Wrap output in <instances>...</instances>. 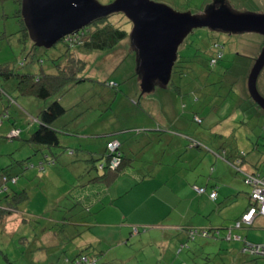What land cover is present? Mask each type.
I'll list each match as a JSON object with an SVG mask.
<instances>
[{
    "label": "rangeland",
    "instance_id": "rangeland-1",
    "mask_svg": "<svg viewBox=\"0 0 264 264\" xmlns=\"http://www.w3.org/2000/svg\"><path fill=\"white\" fill-rule=\"evenodd\" d=\"M97 1L104 5L113 0ZM151 1L178 12L190 11L197 14L217 0ZM223 1L238 14H264V0ZM18 8L12 0L0 4V67H9L19 73L53 72L55 64L64 59L65 45L58 42L52 48H37L34 56L27 55L32 44L30 41L23 44L19 40L22 24L15 16ZM108 21L113 26L126 30L128 37L112 51L74 49L76 57L86 63L85 70L81 73L85 80L64 93L41 102L33 97L19 95L13 80H0V89L16 101V104H10L7 96L0 92V116L5 112L9 115L8 118L0 117L3 120L0 122V176L5 172L11 177H17L16 184H8L9 189L18 191L17 188L23 183L29 186L31 193L28 201L19 209L28 213L24 214L28 219L27 223L21 221L22 215L17 212L9 225L5 226L7 232H0V264H9L4 260L2 252L12 261L11 264H35L27 257V253L23 252L25 248L28 249V243H35L33 240L36 234L42 237V231L49 230L50 218L60 221L63 212L53 207L54 197L68 189L67 182H64L65 177L77 181L69 166H73L81 157L82 151L96 147V152L103 153L105 143L109 139H119L123 144L121 136L124 139L126 135L132 137L125 148L120 149L123 153H128L131 148L140 150L143 143H136V138H133L138 134L136 129H140L137 125L140 121L131 120L128 113L145 109L147 105L162 104L168 94L178 100L182 116L194 114L201 120V124H197L188 118L191 120L190 131L202 133V138L195 140L200 144L195 150L199 152L201 160L198 162L194 153H189L192 143L188 141L183 148L169 147L165 141L149 143L143 147L140 158L139 152H136L133 167H126L110 186H104L106 195H109L108 188L113 193L133 187L126 198L132 197L137 202L135 212L124 220L115 209H110L111 196L104 200L100 212L97 208L100 207L99 203L95 205L88 202L86 206L89 207L88 211L92 207L91 214L87 210L79 213L87 216L86 220L91 227L84 228L83 236L76 238L75 243L64 245V250L62 247L60 250L58 248L56 251H49V246L43 244L41 250L32 253L39 258L36 264H65V259L71 260L79 253L81 247L79 248L77 243L82 239L92 241L93 249H86L84 252L100 254L98 264H181L184 258L190 263L211 264L220 254L218 247L213 245L217 242L227 243L224 234H227L228 229H234V232L241 230L235 229V223L247 206L245 193H248L249 189L244 185L242 175L224 162L222 152L224 150L228 155L244 153L245 166L264 175V110L249 108L246 88L248 74L263 45V38L255 33L227 34L207 28L195 29L178 48V60L185 68V73L180 77L173 71L171 76V82L181 85V94L156 87L152 92L141 95L140 84L135 75V49L130 39L132 25L122 13L109 16ZM214 44L222 47L223 57L216 65L210 66V58L216 55ZM26 57L24 66H20V62ZM38 59H43V63L39 64ZM109 82L116 86H107ZM186 84L192 86H184ZM257 90L264 98V68L257 79ZM54 100L60 101L66 109L56 125L60 126L64 121H68V130L73 133L60 134L59 147L50 149V152L57 156V166H64V171L57 174L63 180H47L46 184L57 185L49 190V186L45 188L35 180L40 175L37 167H26L24 163H37L41 154L49 153V149L28 144L27 140L38 126L34 118L45 105ZM146 111L152 118L160 119L152 109L147 107ZM13 127L19 129L21 134L19 132L20 135L16 137H9ZM119 129H124L126 133L118 134ZM94 133L103 136L95 139L92 136ZM162 148L167 149L169 153L165 152V157L159 158ZM185 149L187 151H184ZM70 151L74 154L70 155ZM86 157L84 159L87 160L81 162L86 164L82 177L85 182L101 173L95 170L93 165L97 167L104 162H92L87 155ZM91 157L95 160L99 155ZM73 158L75 160L72 161ZM63 162L70 164L63 165ZM175 165L182 168L177 170ZM140 166L147 169L154 167L156 170L147 173L144 177L146 180L142 181L141 177L136 176L140 173L137 170ZM47 168L48 165L45 169ZM87 172L89 176L86 175ZM147 176L152 178L147 179ZM90 187L89 192H86L89 196L87 199H95L93 192L98 185ZM195 187H205L207 190L216 187L218 200H210L205 193L200 195V200L194 199L191 194L199 196ZM1 188L0 177V190ZM229 189L234 190L230 192ZM8 199L7 192L0 191V210ZM196 209L200 212L197 213ZM69 216L70 213H67V217ZM64 223L59 228L56 227L59 232L70 230L68 221L65 220ZM188 224L193 228L225 229L221 230L220 236L216 238L197 237L190 241L187 235L180 240L173 237L174 233H183L180 228ZM257 224L264 225V220L259 219ZM134 227L138 228V231H133ZM253 234L259 238L261 236L262 240H255ZM248 241H264V230H250ZM66 242L71 240L66 239ZM31 248L35 249L32 246ZM202 248L209 250L203 251ZM49 254L53 256H48ZM259 261L264 264V259Z\"/></svg>",
    "mask_w": 264,
    "mask_h": 264
},
{
    "label": "trees",
    "instance_id": "trees-1",
    "mask_svg": "<svg viewBox=\"0 0 264 264\" xmlns=\"http://www.w3.org/2000/svg\"><path fill=\"white\" fill-rule=\"evenodd\" d=\"M4 1L6 0H0V4H2ZM12 1L15 2L19 7L15 14V16L19 18L22 24L21 35H20L19 40L23 44L26 43L27 41L31 42L32 46H31L30 52L27 55L32 54L34 56L35 50L40 47L36 46L30 40L27 30L24 27L23 21L20 16L21 0H12ZM224 2L230 7V5L226 1ZM128 35L129 33L126 30L119 29L113 26V24H111L108 21V17H107L105 19L92 23L91 25L80 30L79 32L73 33L60 41L66 47L64 57H63L64 59L61 62L55 64V69L53 72L49 73V72L40 71L38 73H28V72L19 73L9 67L3 66V67H0V80L6 81V82L13 80L15 89L19 95L24 96V97H33L41 102H46L49 98L54 97L56 95H60L64 93L65 91H67L68 89H71L73 86L80 84L81 82L85 80L84 78L81 77V73L85 70L86 63L85 61L76 57V55L74 54V49H82V50H87V51H106V50L112 51L118 45H120L124 40H126ZM213 50L215 51L216 55L210 58L209 60L210 66L216 65L218 61L221 60L223 57L222 47L218 46V44L213 45ZM26 60H27V57L25 58L24 61L20 62V66H24ZM37 62L39 64H42L43 59H38ZM173 71L177 73L178 76L180 77L183 76V74L185 73V68L183 67V65L178 59H177V62L175 63ZM137 82L139 83L138 79H137ZM187 85L188 84L184 86H187ZM107 86L115 87L116 84L109 82ZM180 86H181L180 84H175L171 82L170 80L167 86H164V87L157 86V87L161 89L169 90L175 94H181ZM188 86L191 87L192 85H188ZM0 92L3 95L7 96L10 104H16V101L10 96H8L5 91L0 89ZM248 100L250 102V105H249L250 109L254 108L257 111H261V109L250 99V97L248 98ZM65 112H66V109L60 103V101L54 100L50 102L49 104L45 105L43 109L38 113V115L34 118L36 122L38 123V126H37V129L33 131L32 134L29 136L27 143L31 145L42 146L44 149H49V153L46 152L44 155L41 154L42 156H40L37 159V163H29V162L24 163L26 164V167L27 166L30 168H33L35 166L37 167L38 173L40 174L38 175V178H36L38 180H41L42 178L46 177V175L49 174L50 169L52 167L57 166V161H58L57 156L54 153L50 152V149L53 147H59V144H60L59 135L61 133L70 132L65 127H60L56 125L57 120L60 119L65 114ZM5 114L6 112L2 114V116L0 117L8 118L9 115L8 114L5 115ZM192 118L194 122H196L197 124H201V120L196 115H193ZM2 121L3 120L0 118V122ZM138 128H140L139 125H138ZM11 130H19V129H16L15 127H13ZM136 131L137 133L145 132V130H142L141 128L136 129ZM122 133H126L125 130L121 131V129H119L118 134L121 135ZM102 136L103 135H101V137ZM220 136H223V135H220ZM191 143L194 146H198V147L200 146L199 142L195 140H192ZM112 144H118L117 148L113 151L110 148ZM120 149H121V143L118 141V139H114V140L109 139L105 143V148H104L103 153L95 152V154L99 155L97 159L94 160L93 157H89L92 162L96 160H99V161L103 160L104 162L100 163L97 167L96 165H93V168L95 170H99L101 173H99L96 177L89 178L85 183H87L88 185H102V186L108 187L115 181L116 177L121 172H123V170L126 167H130V164L128 162L129 159H127V156ZM70 154L72 155L74 154V152L70 151ZM95 154L93 152L89 153V155H93V156ZM222 155H223L224 162L229 167H231L236 173H240L242 175L243 183L245 180V177H244L245 174H252L254 176H258V178L264 182V175L262 173H259L258 170L254 168L250 170V172H247L244 170V167L246 165V161H245L246 156L244 153H237L236 155H231V154L228 155L223 150ZM113 158L118 161V165L115 168H111L110 166V162ZM47 165L49 168L45 169ZM254 167L256 168V166ZM86 175L89 176L88 172ZM0 177L2 181V188L0 191L7 192V196L9 198L8 199L9 201L6 202V205H3L0 210V232L3 234V233H6L4 229L5 220L17 212L22 215L21 220L27 223L28 219L24 217V214H28V213H24V211H21L19 209L23 203L28 201L29 195H30V189L26 185L21 184L20 187L17 188L18 191L11 190L9 189L8 184L10 185L16 184L17 177H11L8 173H5V172H3ZM244 185L246 184L244 183ZM196 188H203V187H196ZM203 189L205 190V188ZM9 190L10 192L8 193ZM204 193H206V191ZM210 193L211 192L208 193V196ZM68 194L66 195L67 197L64 195L62 197L58 196L55 200H53V207L56 210L58 211L61 210L63 212V215L61 216L58 227H60L61 224H65L64 223L65 220L68 221V225H70L71 227L69 231L64 230L66 231V233H65V236H63L64 238L62 239V243L64 242V244L66 245H68V243H72V244L75 243L74 240L76 238H78L79 236H83L82 234V232L84 231L83 229L84 228L89 229L91 227L89 222L86 220L87 216L84 217L82 216V214L79 213V211L82 212V210L88 211L89 207L86 206L88 205V203L84 202L83 200L84 198L73 199V198H70ZM248 207H249V204H248ZM98 210H99V207H98ZM91 211H92V207L90 211H88V213H90ZM245 212L243 214H245ZM67 213H70L69 217H67ZM251 225H243L242 228L244 227L249 228L251 227ZM180 229L182 230L183 233H186L185 236L187 235L186 237L190 241H194L197 237L216 238V236L217 237L220 236V231H221V228H215V229L209 230V229H204V228L183 227ZM133 231H138V228L134 227ZM133 231L131 232L132 234H133ZM224 237L227 241H233V240L237 241L236 239L233 238L234 236L228 239L226 237V234H224ZM239 237L241 238V240H238V242L240 241L242 242V246L240 249L241 253L247 255L248 257L254 258V259H264V256H254L249 251L244 250L245 246L251 243L247 242L241 236ZM40 238H41V235L36 234L34 236V239L36 240ZM66 239L71 240V242H66ZM83 240L84 239H82L81 242L77 243L78 245H80L79 248L81 247L79 253L76 254V256L71 260L65 259V264H98V256L100 254H96L94 252H84V250L86 249H90V248L93 249L92 247L93 245L92 244H90L89 246L81 245L80 243H82ZM27 246H29L28 249L25 248L23 253L26 252L28 258H30V256L33 255L32 253H34L35 251L42 249V248H37V247L35 249L34 248L32 249L31 246L35 247V245L32 242L28 243ZM2 255H3L4 260L7 261V263L9 264L12 263V261L8 258V256L4 252H2ZM191 264H197V263L194 262Z\"/></svg>",
    "mask_w": 264,
    "mask_h": 264
},
{
    "label": "water",
    "instance_id": "water-1",
    "mask_svg": "<svg viewBox=\"0 0 264 264\" xmlns=\"http://www.w3.org/2000/svg\"><path fill=\"white\" fill-rule=\"evenodd\" d=\"M217 3L219 4L218 6ZM122 13L132 25L135 73L141 95L157 86H167L178 59V48L195 29L207 28L227 34L255 33L263 45L247 77L250 99L264 110L257 79L264 68V14L235 13L223 0L208 5L201 13L178 12L151 0H21L20 16L30 40L50 48L65 37L94 22Z\"/></svg>",
    "mask_w": 264,
    "mask_h": 264
},
{
    "label": "crops",
    "instance_id": "crops-1",
    "mask_svg": "<svg viewBox=\"0 0 264 264\" xmlns=\"http://www.w3.org/2000/svg\"><path fill=\"white\" fill-rule=\"evenodd\" d=\"M164 98L165 99L161 102L162 104L147 105L146 106V108L148 107L149 110L152 109L158 116H160V119H157L156 117L152 118L151 116H149L148 115L149 112L146 111V108L145 109L142 108L141 110H137L136 112L132 111V112L128 113V114H130V117H133V118H131V120L140 121L137 123V125H139L142 130H145L144 133L140 132L133 137V138H136V143L138 141H139L138 143H143L142 147H140V150L135 151V148H131V150L128 151V153H124L127 156V159H129L128 162L130 164V167H133L136 152H139V158H140V155L142 154L143 147L147 146L151 142H154V141L164 142L165 141L169 147L172 146L173 148H175V147L183 148V145H184V147L186 145V141L191 143L192 140H200L202 138V133L200 131H198V133H192L190 131L189 124L191 123V120H189L188 118L193 120V118H192L193 116L184 117L181 115L182 113H180V111H179L180 106H179L178 100L176 98H174L173 96H171L170 94L165 95ZM137 105H139V103H137ZM133 109H135V108H133ZM137 112H140V113H137ZM138 117H140V118H138ZM161 124L164 126H162ZM60 127H65L68 130V128H69L68 121L67 122L64 121V123L62 125H60ZM123 130L124 129H121V131H123ZM70 132H72V131H70ZM70 132H64L61 134L66 135L67 133H70ZM220 132H222V131L220 130ZM72 133H70V134H72ZM220 135H222V134H220ZM92 136H94L93 138L96 139V138H100L101 134L94 133V135H92ZM125 137H126V139H124V137L121 136V139H123V141H124V143L121 144V149L125 148L126 144L132 138L130 135H126ZM118 141H119V139H118ZM195 148H198V146H192V144H190L188 151H189V153L193 152L194 158L197 157V161L199 162L201 160L200 154H199V152H196ZM161 150H162V152L159 154V158H164L165 154L169 153V152L165 148H162ZM96 151H98V149H96V147H94L91 150H87L84 152L82 151L81 157H79L75 161V162H80V163L76 164L74 162L73 166H69L71 171H72V174L75 176L77 181L73 180L74 178L69 180L68 178L65 177L66 181H64V182H67V186H69V187L65 192L54 197V200L58 196H60V197H62L63 195L66 196L69 193L68 195L70 196V198H73V199L84 198L83 199L84 202H86V203L92 202L95 205H97L99 203L100 207H99L98 212H100V210L103 209L104 205H102V204H103L104 200L108 199V196H111V199L109 201L110 202V209H115V211H117V213H119V216L124 218V220H126V219H128V217L132 213L135 212L134 208L136 207V203H137L134 200V198H132V197L126 198V195L130 192V190L133 189V187L130 188L129 190L126 189V191H123V192H113V193L111 192L110 188H108L107 192H109V195H106V194H104V188L105 187L102 185H98V187L93 192V196L95 197V199H87L89 196L85 195L86 192H89L91 185H88L87 183H85V181L82 178V177H84V171L86 170V166H84V165H86V164H82L81 162H83L84 160H87V159H84V158H87L86 155L88 157H91V155H88V154L92 153V152L95 154ZM184 151H187V150L185 149ZM73 160H75V158H73L72 161ZM155 160H158V159H155ZM62 164L66 165L67 163L64 164V162H63ZM69 164L70 163H68L67 166ZM147 164H151V165L153 164L154 165V163H147ZM63 167L64 166L52 167L49 171V174L46 175V177L42 178L41 180H38V179H36V180L39 181V183H41L43 185V187H45V188H47L49 186L50 187L49 190L52 188H56L57 187L56 184L53 185L52 183H50L51 185H48V184H46V182H47V180L53 181V179H50V178H54L55 180H58V179L63 180L62 177L59 178L57 175L59 172L64 171ZM246 167H249V166L244 167V170L247 172H250V170L253 169V168L250 169V167L249 168H246ZM175 168L177 170H180L182 167L175 165ZM137 170H139L140 173L136 174V176L141 177V180L145 181L146 178H144V177L146 176V174L147 173L150 174L152 171H155L156 168L153 167L152 169H149V168L147 169L145 167L140 166V168ZM150 178H152V177L147 176V179H150ZM194 178H195V176H194ZM185 180L190 181L191 179H185ZM68 182H70V183H68ZM23 185H26V184H23ZM42 185H38V187H40ZM27 187H29V186H27ZM203 188H205V187H203ZM232 190H234V189H231V190L229 189L230 192H233ZM205 191H206L205 194H207V196H208L209 192L216 191L217 196L213 201L216 202L218 200V190L216 187H213L210 190H207V188H205ZM191 195H193L194 199L195 198H197L199 200L201 199V196H200L201 194H199L198 197L196 196V194H191ZM245 196L247 198V206H246L245 210L243 211V213L246 211L248 204H250L249 192L245 193ZM230 197H231V195H230ZM121 198H124V200H121ZM208 198H209V196H208ZM196 210H197V213L200 212L199 209H196ZM12 217H13V215L8 217L5 220V226L9 225ZM238 219H236V220H238ZM259 219L264 220V217H262V216L255 217L251 227L241 228V230H239V232L238 231L234 232V229L231 230V235L232 236H238V237L241 236L247 242H250V241H248L250 230H254V229L264 230V225H258V224L256 225V222ZM50 224H51V226L47 232L42 231L43 234H42V237L40 239H38V240L34 239L35 248L36 247L41 248L43 244H46L47 246H49V251H56V250H58V248L60 250L62 247H63L62 250H64L65 249L64 245H66V244H62L63 238H61V237L65 236L66 231L59 232V230L57 229V228H59L57 225V224H59L58 220H54V219L50 218ZM191 226L192 225H190V224L186 225V227H191ZM224 229L225 228H223V229L221 228V230H224ZM5 232H7V231L5 230ZM220 234H221V232H220ZM184 236H185L184 233H181V234L174 233V235H173V237L177 238V240H180ZM253 238L255 240H262L261 236L259 238V236H256V235L254 236V234H253ZM250 243L251 244H263L264 241H260V242L254 241V242H250ZM80 244L89 246L90 244H92V241L90 239H85ZM213 246L218 247L220 254H219V258L214 259L211 264H263L261 261H259L260 259H254V258L248 257L247 255L241 253V251H240L241 246H242L241 241L238 242V240L237 241L233 240V241H227V243L226 242H222V243L217 242ZM209 247H211V246H209ZM208 248H202V250L203 251L209 250ZM48 256H53V255H48ZM30 260L34 261V263L36 264L37 261L39 260V258L36 256V254H33L32 256H30ZM176 264H177V262H176ZM181 264H191V263L189 260H186L184 258V260L182 261Z\"/></svg>",
    "mask_w": 264,
    "mask_h": 264
},
{
    "label": "built area",
    "instance_id": "built-area-1",
    "mask_svg": "<svg viewBox=\"0 0 264 264\" xmlns=\"http://www.w3.org/2000/svg\"><path fill=\"white\" fill-rule=\"evenodd\" d=\"M19 135V130H12L10 132V136L16 137ZM118 144H112L110 146L111 150H115ZM118 165V161L116 159H112L110 162L111 168H115ZM244 183L250 188L249 199L250 204L247 208L245 214L241 216V218L236 221L235 229L242 228L243 225H251L256 216H264V182L258 178V176H254L252 174H245ZM198 194H203L205 190L203 188H194ZM217 196L216 191H212L209 194V198L214 200ZM226 237L228 239L232 238L231 230H227ZM234 239L241 240L240 237L234 236ZM244 250L249 251L254 256H264V244H247Z\"/></svg>",
    "mask_w": 264,
    "mask_h": 264
},
{
    "label": "flooded vegetation",
    "instance_id": "flooded-vegetation-1",
    "mask_svg": "<svg viewBox=\"0 0 264 264\" xmlns=\"http://www.w3.org/2000/svg\"><path fill=\"white\" fill-rule=\"evenodd\" d=\"M219 4L217 3V5L216 6H218Z\"/></svg>",
    "mask_w": 264,
    "mask_h": 264
}]
</instances>
